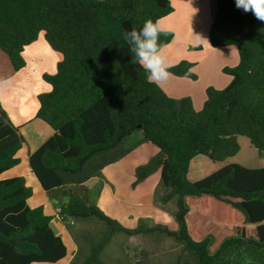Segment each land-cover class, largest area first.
<instances>
[{"label":"trees","instance_id":"16d2710c","mask_svg":"<svg viewBox=\"0 0 264 264\" xmlns=\"http://www.w3.org/2000/svg\"><path fill=\"white\" fill-rule=\"evenodd\" d=\"M173 11L170 0H0V50L15 71L25 68L24 50L41 33L63 58L56 74L43 77L52 90L38 96L36 114L55 134L30 154V169L45 192L87 187L133 151L126 141L141 132L139 145L150 143L158 152L135 168L132 188L159 172L155 196L174 205L178 228L144 221L126 228L70 196L60 204L62 219L95 218L106 227L84 264H103L102 252L118 234L169 238L194 264H264V167L229 164L202 180L188 179L199 155L213 162L236 156L239 136L264 157V22L238 10L235 0L217 1L211 45L236 46L239 63L223 69L230 84L209 87L197 111L190 98L173 99L149 83L124 40L126 31ZM173 39L166 31L160 44ZM194 66L184 60L169 71L195 81ZM25 143L0 103V264H54L67 256V247L52 217L43 207H29L33 191L24 177L4 178L20 164Z\"/></svg>","mask_w":264,"mask_h":264},{"label":"crops","instance_id":"0c3cea01","mask_svg":"<svg viewBox=\"0 0 264 264\" xmlns=\"http://www.w3.org/2000/svg\"><path fill=\"white\" fill-rule=\"evenodd\" d=\"M170 1L174 11L161 19L160 22L166 31L174 34V39L163 48V53L174 66L184 60L195 64L193 71L198 79L194 81L190 78H179L172 75L166 83L159 86L173 99L190 98L195 110L200 111L206 101V90L209 87L221 90L230 84L232 77L224 74L223 69L238 65V49L236 46L215 48L211 45L210 28L215 19L218 0ZM23 57L26 61L25 68L15 71L8 56L0 50V103L26 141L19 152L20 164L8 171L4 178L24 177L27 187L31 189L35 187L40 191L42 186L30 169L29 156L51 138L55 131L50 125L36 118L39 108L38 96L52 90V86L43 77L46 74L54 75L63 58L62 55L55 54L44 36H39L34 43L27 46ZM202 78L205 81L201 80ZM125 158L117 163H121ZM114 164L110 166H114ZM110 166L104 169V176ZM148 179L139 186L146 184ZM97 181L98 179L91 184ZM58 191H55L51 197L48 193L52 191H44L43 201L38 205H42L40 207H43L44 213L48 216H50V211H53V216H50L52 217L51 227L57 235L62 237L67 247V256L54 264H76L78 255L80 252L82 253L80 244L84 245L90 241L92 229L86 226L76 227L75 230L68 227L69 224H74L71 221L73 219H62L59 214L60 209L55 207L58 203L52 204L51 202L52 199L60 200L57 197ZM31 199H33V194L28 199L29 207L33 208L30 205ZM111 201V203L117 204L120 209L128 208L127 206L123 207V204L120 203L122 201L117 197H111ZM49 207L50 209H48ZM103 209L107 211L105 206ZM121 213L117 215V220L122 225L123 223L129 224L130 229L135 228L128 222L129 218H126L124 211L121 210ZM68 243H70L69 246ZM69 247H71L70 250ZM83 253L85 254V251Z\"/></svg>","mask_w":264,"mask_h":264},{"label":"rangeland","instance_id":"374dc122","mask_svg":"<svg viewBox=\"0 0 264 264\" xmlns=\"http://www.w3.org/2000/svg\"><path fill=\"white\" fill-rule=\"evenodd\" d=\"M39 36H44L41 33ZM55 54L61 55L54 51ZM202 68V67H201ZM56 74V73H55ZM201 80H204L202 78ZM143 135L141 132H136L126 141L127 148H133V151L121 163L110 166L106 171L104 178L98 179L97 182L90 186L82 187H66L57 192L58 199H52V204H56V208L60 204L68 201L70 196H75L86 201L88 204H93L103 209L105 206L107 211H104L110 217L117 219V215L124 211L128 222L136 227L140 221H144L149 226L164 225L171 230H177L178 224L174 220L173 214L175 207L173 204L162 205L158 202L155 193L159 185L160 173H156L148 182L136 189L132 188V183L135 179V168L145 164L157 154L158 149L150 144H140ZM238 143L240 145L239 153L226 159L223 162H213L207 156L199 155L194 158L190 164L188 179L191 182L202 180L211 174L217 172L229 164H238L240 166L257 169L264 167V157H260L257 150L251 145L247 137L239 136ZM145 183V182H144ZM33 190V199L30 201L31 207L37 208L45 193L42 189L39 191L35 187ZM57 191V190H55ZM55 191L48 193L51 197ZM47 195V194H46ZM111 197H117L120 203L125 208H119L117 204L111 203ZM104 198V199H103ZM50 209V207L48 208ZM53 211L49 215L53 216ZM115 215V217H113ZM70 221V220H69ZM74 224L68 225L71 229L76 227H90L92 238L84 245L80 244L82 253L78 255V263L84 264L92 247L96 246L102 239L106 227L103 222L98 219L90 220H71ZM124 226L130 228L129 224ZM77 236V233H76ZM70 243H68V246ZM71 247H69V250ZM85 251V254L83 253ZM101 259L103 264H194L193 259L174 241L169 238L157 235H138L125 236L115 235L102 252Z\"/></svg>","mask_w":264,"mask_h":264},{"label":"clouds","instance_id":"9594fccd","mask_svg":"<svg viewBox=\"0 0 264 264\" xmlns=\"http://www.w3.org/2000/svg\"><path fill=\"white\" fill-rule=\"evenodd\" d=\"M235 7L244 13H251L258 21L264 22V0H235ZM161 33H166V30L160 20L149 18L139 30L133 28L123 34L133 54L132 63L145 70L149 83L158 86L169 80L173 75L169 69L174 66L163 53L160 44Z\"/></svg>","mask_w":264,"mask_h":264}]
</instances>
